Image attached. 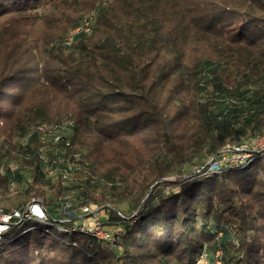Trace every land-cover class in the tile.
<instances>
[{
    "label": "trees",
    "instance_id": "trees-1",
    "mask_svg": "<svg viewBox=\"0 0 264 264\" xmlns=\"http://www.w3.org/2000/svg\"><path fill=\"white\" fill-rule=\"evenodd\" d=\"M43 1L0 0V19ZM91 9L89 33L64 43L84 21L78 20L39 58L35 75L16 71L0 80V190L8 189L1 166L10 150L33 153L37 138L28 148L21 138L35 122L51 119L49 112L58 113V121L73 123L67 136L80 164L113 187L104 200L109 218L119 220L116 205H126L140 210L137 220L114 237L120 250L66 214L34 230L25 231L32 222L12 225L0 264H196L206 244L223 250L224 264H264L263 160L186 177L206 147L240 146L264 133V102L259 109L245 102L251 84L264 79V66L247 47L264 41V0H95ZM237 19L240 38L231 39ZM40 85L54 96L19 112L26 92ZM9 125L19 131L16 142L9 141ZM172 174L178 177L165 179ZM19 175L18 188L26 185L17 207L41 196L57 213L46 194L56 186L53 178L38 168L31 183ZM170 185L178 191L166 193Z\"/></svg>",
    "mask_w": 264,
    "mask_h": 264
},
{
    "label": "rangeland",
    "instance_id": "rangeland-1",
    "mask_svg": "<svg viewBox=\"0 0 264 264\" xmlns=\"http://www.w3.org/2000/svg\"><path fill=\"white\" fill-rule=\"evenodd\" d=\"M43 2L44 4L40 5V7L37 9L25 11L15 15H9L0 19V80L6 75L16 71L22 72V75H35V69L42 68L43 65V62H39V58L43 59L46 57L48 55V51L52 48V45L58 42L59 39L66 33V31H68V29L75 24V22L80 19L85 20L90 14L94 12L91 8L95 0H44ZM242 19H237L234 25H232L231 31L229 32V37L231 39L240 38V26L242 24ZM247 47L252 48L255 51V56L258 60L256 63L259 64L260 67H263L264 53L262 50L264 48V41L258 42L255 46L247 45ZM255 49L259 50L257 51ZM251 85V90L253 93L249 92V98H247L245 102L250 104V101L253 100L251 104L258 107L259 109L261 107L260 104L264 102V79ZM25 95L26 101L22 107L18 109L19 112H21V110L27 111L28 106L39 101L51 99L52 96H54V91L52 93L50 88L40 85L34 86L30 91L26 92ZM246 103H241L240 105H243L244 109H246L245 107L247 105L244 106ZM55 104L56 103L52 104V107H54ZM56 114L58 113L49 112V118L51 119H49L46 123L58 125L59 123L62 124L68 121L66 118H62L60 121H58V115ZM13 123L15 124V122ZM10 124L13 125L12 123ZM35 125L36 122L33 124L32 129ZM8 128L9 129L7 130V133H10L11 131L13 135L9 141L16 142L18 139H20L17 128L15 131H12L10 125ZM3 139L4 136H0V142H2ZM233 148H237V150ZM243 148H246L249 151H244L242 150ZM2 150L6 149L3 148ZM10 152L11 153L8 158L9 160H4L6 163L10 162L17 156L15 153L17 150L12 149ZM225 156L231 158L229 159V161H232L230 165L234 166L252 163L255 160V156L259 159H262V164H264V133L258 136H250L246 140V143L240 146L228 145L226 147L220 148L217 151H211L209 146L206 147V149L200 151L194 158L193 171L187 174L186 177H207L213 173H216L211 172L209 174H203L205 168L210 162L215 159L223 160ZM24 165L25 169L23 176H25L28 182L30 181L31 183L34 180V171L36 170V167L27 163ZM177 177L178 175L172 174L165 179L174 180ZM88 179H90V181L86 183V180ZM161 181L162 180L155 181L152 187ZM53 182L56 186L54 188H51L50 186L46 187V194L48 196L53 195L55 198V212L58 213L59 210L62 209L64 197L68 196L74 200V208H76V210L80 211L81 207L91 205L101 211L102 217L104 215V222L108 221L107 217H109V214L107 208L110 203L105 201L108 200V193L113 191V187L111 184H108L105 178L98 176L96 172L91 170L88 165L85 166L82 163L78 164L77 169H75L73 174L70 175V178L67 180V182L60 176L54 178ZM58 183L64 187L63 192L61 191L62 194H58ZM25 185L26 182H23L19 187L20 190L17 192H11L8 189L0 190V207L8 210L16 208L18 204L22 203L24 201V194L22 192L24 191L23 189ZM121 185V183H118V186ZM172 189H177L178 191V186L170 185L169 187H166L165 192L168 193ZM116 206L118 207L119 211H121V213L118 211L120 213V219L116 221L109 219L114 223H104V230L110 234V237L98 238L105 241L106 243L109 242L110 245H114L120 250L121 246L115 242L116 238L114 237L119 232L124 231L125 224H135L140 210L130 211L127 209L126 205ZM228 214L229 212L225 213V216ZM115 222H117V224ZM223 255L224 252L222 249L213 250L209 245L206 244L204 250L197 257L196 264H224L222 260Z\"/></svg>",
    "mask_w": 264,
    "mask_h": 264
},
{
    "label": "built area",
    "instance_id": "built-area-1",
    "mask_svg": "<svg viewBox=\"0 0 264 264\" xmlns=\"http://www.w3.org/2000/svg\"><path fill=\"white\" fill-rule=\"evenodd\" d=\"M91 25V19H85L81 24L75 26L68 32L64 43L70 45L75 35L80 32L89 33L92 28ZM72 125L73 123L70 121L62 124L59 123L58 125H52L46 122L38 123L25 137L21 138L20 144L24 148L33 145L32 140L34 137L37 138V144L33 149V153L27 150H17L15 152L17 156L1 166V170H6L8 173V190L11 192L20 190L18 188L19 174L23 175L25 169L24 164L26 163L38 168L39 173L46 178L54 179L60 176L67 182L70 175L77 169V165L80 164L79 160L81 158L80 153L75 150V146L67 136ZM233 149L237 150V148ZM242 150L249 151L246 148ZM229 159L231 158L225 156L223 160H213L205 168L203 174L222 171L224 167L231 164L232 161H229ZM74 204L75 202L72 198L65 196L62 209L53 216L49 212L46 199L41 196L32 197L16 208L7 210L0 207V245L5 233L10 230L12 225H22L25 222H32L33 224L26 228L25 231L34 230L38 228L37 223H46L50 220L56 221L55 218H58L59 214H66L68 217L73 216L80 219L81 223L79 227L84 232L99 238L110 237V234L104 230V223H112L109 217H107L108 221L104 222V215L102 217L101 211L98 208L86 205L78 211L76 208H72ZM59 220L64 221L65 219L60 218Z\"/></svg>",
    "mask_w": 264,
    "mask_h": 264
}]
</instances>
